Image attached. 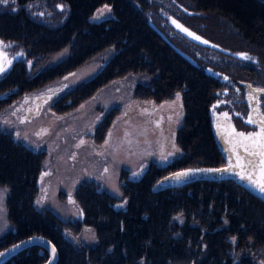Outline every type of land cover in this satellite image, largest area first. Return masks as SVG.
<instances>
[{
    "label": "trees",
    "instance_id": "16d2710c",
    "mask_svg": "<svg viewBox=\"0 0 264 264\" xmlns=\"http://www.w3.org/2000/svg\"><path fill=\"white\" fill-rule=\"evenodd\" d=\"M34 1L0 4V37L24 41L31 54L43 52L50 59L65 49L66 55L52 65L49 61L42 70L44 80L70 72L93 54L105 52L107 62L102 70L68 92L73 104L86 101L99 81L141 73L146 80L136 86L145 88L135 89L137 97L166 98L165 89L171 93L172 87L181 93L184 116L179 132H188L189 139L188 143L177 141L179 145L184 142L186 149L172 160V169L223 163L222 155L208 139L204 79L166 47L167 43L139 15L137 1L130 0L131 7L126 0H59L67 7L65 23L59 28L32 16L30 4ZM105 2L115 4L117 17L111 23H92L91 14ZM205 2L224 8L225 13L220 15L228 14L229 21H239L243 37L255 44L258 41L257 48L264 47L259 40L264 36V11H259L257 5L248 0ZM157 75H161L160 86L156 84ZM12 77L0 80V93L17 79L28 86L20 78L10 80ZM6 102L0 97V108ZM118 106L113 113L119 111ZM69 107L66 104L61 110ZM112 112L106 115L108 119L111 115L110 120ZM13 138L0 128V186L7 188L5 208L12 226L0 236V250L34 233L55 243V264H253L247 258L252 244H256L254 250L264 249L263 200L230 177L193 180L173 192L170 188L158 190L157 178L164 169L155 161L132 178L121 170L125 204L118 208L112 204L115 199L96 181L79 185L77 197L84 207V218L79 222L92 224L95 240L78 244L63 233L68 228L76 232V220H62L35 202L42 154ZM46 258V250L40 252L39 246L32 245L1 264H42Z\"/></svg>",
    "mask_w": 264,
    "mask_h": 264
},
{
    "label": "flooded vegetation",
    "instance_id": "af4514ba",
    "mask_svg": "<svg viewBox=\"0 0 264 264\" xmlns=\"http://www.w3.org/2000/svg\"><path fill=\"white\" fill-rule=\"evenodd\" d=\"M126 1L132 7L131 1ZM135 1L139 3L137 5V8L140 12L139 15L142 18H145L146 22L167 43L168 46L166 47L169 50L172 49L173 51H175L176 56L184 61L183 64L185 66L199 73L198 75H200L204 79V84H206L205 112L206 124L209 131L208 139L213 141V145L222 155V159H224L222 164L215 166L224 165L226 163L224 150L228 149L226 145V143L228 142L224 138L222 132L219 129L217 130V126L214 130L215 126L213 122V116H216V119L219 121L220 116L224 120L231 118L237 130L241 132H250L257 129L258 126L256 123H249L248 121L249 118L254 121V114L252 113V109H256L258 110V113L264 115V91H257V89H264V47L257 48L256 45L258 41L255 44L250 39L243 37L241 33L242 25H240L239 21L231 22L229 21L228 14L220 15L221 13H225L223 12L224 8H220L219 6H207L205 0ZM248 1L257 5V7H259V11H264V0ZM60 5L64 6L63 10L61 9ZM105 6H107L110 11L105 10L103 11L102 15H98L101 10L105 9ZM114 6L115 4H110L108 2L98 5L94 12L91 14V22L100 24L104 20H108L110 21L109 23H111L117 17ZM30 7L33 17H35L36 19L41 18L43 20H47L48 22L45 23L49 25H54L56 26V28H59L65 23L64 20L67 16L64 12L66 11L67 7L59 0H36L30 4ZM173 19L177 20L191 32H194L197 35L201 36L203 40L209 41V43L205 44L201 41L193 39L191 36H188L187 33L183 32L181 29H178L172 23ZM6 38L8 37H5L4 39L0 37V41H3V45H0V49L2 48L1 50H3L5 53L4 57L0 59V64H3V67L5 69L4 72L0 73V80L3 78L9 80V77L13 76L10 80L20 78L22 81L28 84V86H24L23 82L17 79V82L15 84L6 86L2 90V92L0 93V97L5 99L7 102L0 108V128L10 132L13 135L14 140L21 141L24 146L31 148L33 151L39 152L43 156V168L40 172L41 174L39 177V191L37 199L35 200L36 204L43 205L44 207L48 208L62 220H72V222L76 220V232L72 231L69 228L63 230L64 235L65 231L73 233L76 236V243L81 244L82 241L94 242L95 229L92 224L87 222H79L82 220V217L84 218L82 212L84 207L82 206L80 199H78L77 197V190L81 183L93 182L96 179L76 178V181L69 180L68 182H66L68 184L66 195V197L68 198L66 199L68 202L74 203L76 211L67 218L62 217L57 212L53 211V209L47 203H43L42 200L44 195L42 191L43 187L47 188L45 184H42V182L44 181L42 177L46 171L45 159L50 157L49 155H52V153L55 154L56 152H54L52 148L51 150H48L44 146L36 144L37 140L32 137V133L26 134L25 136H23V138L22 133H24L25 131L29 132L28 129L31 124L27 123L36 122L42 119L39 117L46 112H49L51 114H64L66 112L74 110L77 106H79L81 102L79 104H73L72 98L68 96V92L72 89L75 90L82 83L86 82L89 78L98 74L102 70L107 62L106 53H98L99 55L95 53L89 59L77 65L76 68L72 71L61 75H56L48 80H44L42 77V70L49 65V61H53L50 65L58 62V60H60L63 55L67 54V51L65 54V49H62L58 51V55L60 56L57 59H50L46 58V54H44L43 52L41 54H31L29 52L27 44L24 41H17ZM259 40L264 42V36H260ZM240 51L245 53L244 55L251 57V59H244L233 54ZM6 60L11 61V63H5ZM87 69L89 70L87 72H84ZM79 70H81L83 74L78 76L77 78H73L76 75V73L74 72H79ZM65 77H68V79H65ZM125 78L130 86L128 91L131 92L132 98L141 101H152L158 106L173 103L174 107L178 109L179 112L180 118L175 129L174 137L180 152L177 156H174L172 159L170 158L164 163H157L164 170L157 178L156 189L159 190L170 188V192H173L177 189L185 188L186 186L191 184L193 180L212 181L228 178L197 177L182 182L167 181L170 174L182 168L180 167L172 169V162L174 161V158L181 156L182 153L185 152L186 146L184 142L188 143L189 139L188 137V139L186 140L188 132H183V136L179 132L184 116V103L181 98V93L180 91H177L178 89H174V87H172V92L174 91L173 96L172 92L170 93L171 90L169 88H166L165 94L168 95V97L166 98H157L158 100H155L154 97H137L135 89L145 87H137L136 83L143 84V81H145L146 78L141 73H133L132 75L122 74L120 76L110 78L105 82L99 81L93 88L95 90L92 94H94L96 91H100L112 81L122 80L123 82ZM160 79L161 75H157L156 84L158 86H160ZM92 94H90L89 96H91ZM36 104H39L37 108H35ZM66 104H68L70 107L66 110H61V108H64ZM114 107L109 109L105 113V116H103V118L96 125L93 132V139L95 141H101V138H103V136L105 135V132L110 125L109 123L110 121H112L110 120L111 115L109 119L106 117V115L108 113H111ZM166 108L171 109L170 105H167ZM171 112L172 110H170L167 114H170ZM112 114L114 115L115 113L112 112ZM24 123H26V127H23L22 131H16L17 126ZM177 141L184 142L179 145ZM229 150L234 151L232 147H230ZM250 156H252V154ZM239 157L237 158L236 163L238 162ZM150 162L151 161L145 162L144 159L138 165L137 169L127 170L124 168L123 170L127 172L128 177L132 178L136 176V173H132L133 171H136L137 174L142 173L146 169L145 167H147ZM190 166L193 165L184 166L183 168ZM105 167L106 166H104V168ZM121 177L122 171L120 178ZM120 178L119 181L121 184ZM237 182L242 185L239 181ZM100 184L104 187L103 190H105L110 198L115 199V201L112 203L115 207L118 208L119 206H123L125 204V197L122 194L120 184L118 186V192L109 190L102 182ZM203 184L209 186V184L207 183ZM242 186L259 197L257 194L252 192V190L246 188L244 185ZM4 188L6 199L7 188ZM98 188L101 189L99 184ZM259 198L264 201V199H262L261 197ZM4 209H6L5 200ZM6 222L7 228L0 236L11 229L10 222L9 220L7 221V218ZM86 230L92 231L91 238H85V234L87 233ZM65 237L68 238L66 235ZM37 246L40 247V252L46 250L40 245ZM255 248L256 244H252L247 258L250 259L253 264H264V249L254 250Z\"/></svg>",
    "mask_w": 264,
    "mask_h": 264
},
{
    "label": "rangeland",
    "instance_id": "374dc122",
    "mask_svg": "<svg viewBox=\"0 0 264 264\" xmlns=\"http://www.w3.org/2000/svg\"><path fill=\"white\" fill-rule=\"evenodd\" d=\"M58 54L51 59H57ZM74 73L73 78L83 74L81 70ZM129 87L126 78L123 82L112 81L74 110L64 114L46 112L39 117L42 119L27 123L31 124L29 132L22 133V138L32 133L36 144L56 152L45 159L42 184L47 188L43 187L42 200L62 217L67 218L76 211L74 203L66 199L69 180L94 178L97 183L102 182L109 190L118 192L124 168L137 169L144 159L164 163L179 154L174 137L180 118L178 109L173 103L158 106L152 101L136 100L128 91ZM167 105L171 109L166 108ZM114 106H118L119 111L111 119L102 140L95 141L96 125ZM170 110L172 112L167 114ZM23 127L26 123L19 124L16 131H22ZM4 200L5 191H0V235L7 228ZM91 232L87 231L85 238H91ZM65 235L76 241L73 233L65 231Z\"/></svg>",
    "mask_w": 264,
    "mask_h": 264
},
{
    "label": "water",
    "instance_id": "95a60500",
    "mask_svg": "<svg viewBox=\"0 0 264 264\" xmlns=\"http://www.w3.org/2000/svg\"><path fill=\"white\" fill-rule=\"evenodd\" d=\"M185 27V26H184ZM2 49V48H1ZM0 49V59L4 57V51ZM238 57H242L245 53L242 51L233 53ZM39 104L35 106L37 108ZM254 114V121H257V129L250 132L238 131L231 118L224 120L220 116V121L213 116L214 130L217 126L224 138L227 140L226 143L228 149L224 150L226 163L221 166H190L176 170L173 174H170L167 181L182 182L197 177H234L246 188L252 190L259 197L264 199V192H261L257 184L253 181L264 182V165H261V160H264V156L259 154L254 155L253 153H259L261 151V145H264V136H256L255 138H249L250 133H261V128L264 127V115L258 113V110L252 109ZM217 120V121H216ZM238 133H244V136H239ZM232 147L234 151L229 150ZM247 148V151L245 150ZM252 154V156H250ZM240 156V157H239ZM238 162L236 163L237 158ZM250 162V163H249ZM210 169H227L226 171H209ZM191 170V171H189ZM188 172L185 176L176 177L174 173ZM247 176H251L249 180ZM40 245L44 247L48 252V258L42 262V264H55L58 258V250L55 244L47 237L39 234H33L22 239H19L12 244L6 246L0 250V253L4 255L0 256V264L7 260L10 256L17 253L18 251L30 246ZM18 245V247H13ZM55 247L56 251L53 253L52 248Z\"/></svg>",
    "mask_w": 264,
    "mask_h": 264
},
{
    "label": "snow or ice",
    "instance_id": "6c2138e0",
    "mask_svg": "<svg viewBox=\"0 0 264 264\" xmlns=\"http://www.w3.org/2000/svg\"><path fill=\"white\" fill-rule=\"evenodd\" d=\"M9 3V0H0V4H8ZM61 9L63 10V5H60ZM110 11V9L107 8V6H105V9L104 10H101L100 13H98V15H102L103 14V11ZM42 15V14H41ZM95 19V17H94ZM172 23L178 28V29H181L183 32L187 33L188 36H191L193 39L195 40H198V41H201L205 44H208L209 41L207 40H203L201 36L197 35L196 33L194 32H191L189 29L185 28L182 24H180L177 20L173 19L172 20ZM0 45H3V41H0ZM242 58L244 59H251V57L247 56V55H243ZM5 63H11V61H5ZM5 69L3 67V64H0V73L4 72ZM70 75H75V74H70ZM65 79H68V77H65ZM257 91H264V89H257ZM227 115V114H225ZM249 123H256L257 121H253L251 120V118H249ZM239 136H244V133H238ZM264 136V127H262L261 129V133H250L249 134V138H255L256 136ZM247 151V148L245 149ZM254 155L256 154H259L261 156H264V145H261V151L259 153H253ZM250 163V162H249ZM261 165H264V160H261ZM227 169H210L209 171H226ZM191 171V170H189ZM262 171H264V169H262ZM188 172H180V173H174V176L176 177H180V176H185L187 175ZM247 178L249 180L252 179L251 176H247ZM255 184H257V186L259 187L260 191L261 192H264V182H261V181H253ZM0 191H5L3 189H0ZM13 247H18V245H14ZM52 251L53 253H55L56 249L55 247L53 246L52 248ZM4 255V253H0V256Z\"/></svg>",
    "mask_w": 264,
    "mask_h": 264
},
{
    "label": "bare ground",
    "instance_id": "6f19581e",
    "mask_svg": "<svg viewBox=\"0 0 264 264\" xmlns=\"http://www.w3.org/2000/svg\"><path fill=\"white\" fill-rule=\"evenodd\" d=\"M35 245V244H34ZM31 246V245H30ZM27 248V247H26Z\"/></svg>",
    "mask_w": 264,
    "mask_h": 264
}]
</instances>
